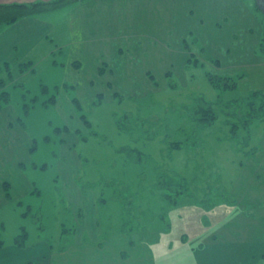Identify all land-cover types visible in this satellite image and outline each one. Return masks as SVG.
I'll list each match as a JSON object with an SVG mask.
<instances>
[{"label":"rangeland","instance_id":"374dc122","mask_svg":"<svg viewBox=\"0 0 264 264\" xmlns=\"http://www.w3.org/2000/svg\"><path fill=\"white\" fill-rule=\"evenodd\" d=\"M39 1L54 3L53 9H46L47 3H43L44 7L35 14L52 22L54 28L47 44L45 41L34 51L35 68L24 73L17 67L9 71L0 69V78L6 82L0 91L6 90L10 96L8 105L0 102L7 117H1L3 112H0L5 123L0 125V143L6 139V147L0 146V155L13 151L15 162L23 160L13 165L0 159V179L8 177L17 183L21 172L42 193L38 196L13 192L15 199L0 206V239L4 245L13 244L22 230L28 244L37 241L41 234L62 245L78 234L77 225L86 215H95L104 234L111 236L115 231L132 230L141 237H157L150 244L157 264H264V119L252 118L246 128L239 117L242 116L239 104L216 105L217 118L200 129L196 144L179 150L168 148L171 139L164 142L165 132L160 130L164 119L170 116L167 131L170 137L174 140L184 137L185 130L191 127L186 117H182V108H190L199 93L209 101L217 99V95L226 101L252 91L264 93V13L257 1L155 0L152 2L157 3L156 7L165 4L173 10L170 17L156 20L154 27L146 22L154 35L138 38L137 45L128 41V35L119 33L109 37L106 43L102 39L94 45L85 42L88 46L85 50H80V44L76 45L78 50L70 46L73 35L69 29L75 11L89 0L11 3L31 5ZM131 2H126L125 9ZM149 11L158 14L157 17L164 15L159 8ZM173 17L174 29L161 24ZM106 19L105 15L101 20ZM87 22L90 24L89 18ZM118 22H123L121 17ZM200 22L203 33L210 35H198ZM183 23H187L190 32L182 30V25L179 29ZM86 29L89 28L83 30ZM48 47L49 51L54 48V52H47ZM226 49L235 66H228L231 59L227 58ZM73 56H80V67L72 62ZM240 56L251 61L248 75L242 61L237 63ZM210 75L235 77L237 87L221 90L213 84L217 81L210 80ZM64 83L71 88L63 91ZM42 85H47L50 91L42 92ZM55 86H60L59 93L53 90ZM51 93L56 94L59 104L43 103ZM70 96L79 99L89 129L79 118L80 111L65 110V99ZM24 104L29 106L26 112ZM175 113L183 119H175ZM125 114L129 115V130H133L131 137L135 136L136 142L118 127L120 117ZM7 119L13 127L9 129L11 132L6 128ZM64 124L71 129L77 126L83 136L78 138L76 134L77 141L71 151L79 153L81 159L87 158L88 165L82 168L78 164L75 182L72 177L77 163L75 155L62 158L58 155L61 146L43 142L47 135L51 139L54 127ZM158 129L159 134L148 139ZM18 130H22V137L15 135ZM142 131L147 134L143 135ZM5 132H8L6 138ZM34 140L38 149L29 153L24 143L28 141L27 147L31 148ZM122 146L141 151L147 161L145 169L137 162L125 166V157L117 153ZM59 167L62 179L58 177ZM170 167L176 168L188 184L174 205L164 203L159 191L153 190L159 175ZM125 184L131 193L138 195L131 215L123 212L119 197L126 193L120 191ZM73 192H82L81 203L71 199L82 209L71 206L69 193ZM19 198L23 202L19 203ZM100 198L105 201L101 202ZM28 204L38 205L40 212L29 213ZM110 211L112 218L118 220L110 222L105 218L111 215ZM77 213L81 216L76 219ZM181 237L187 240H180Z\"/></svg>","mask_w":264,"mask_h":264},{"label":"crops","instance_id":"0c3cea01","mask_svg":"<svg viewBox=\"0 0 264 264\" xmlns=\"http://www.w3.org/2000/svg\"><path fill=\"white\" fill-rule=\"evenodd\" d=\"M25 1L28 0H0V4L11 3V2H25ZM127 1L128 0H89V2L85 3L83 7H79L78 11H75V15L72 16L69 33L72 34L73 36H71L72 40L70 41V46L78 50L76 48V45L80 44L81 45L80 50H85L88 47L85 44V42L94 45L93 43L99 41L101 42L102 39L104 41L103 43H106L108 42L109 37H113V36L115 37L119 33L125 34L126 37L128 35L127 37L128 41L134 42L135 44L139 45L140 40L138 38L140 37L145 38V36H149L150 34H152V31L149 30L150 27L147 26L146 22H149V24H151L154 27L155 26L154 22L156 20L160 21L161 18L165 19V16L170 17V14H172V10H173L170 8V6H167L165 4L156 7L155 4L157 3L152 2L155 0H129L130 2L132 1L130 3L131 6L129 5V7L125 9V6H127L126 4ZM157 8H159L160 12H163L164 15L162 14V16L157 17L156 15L158 14L155 15L149 11ZM103 11L105 13H103ZM187 12L188 11L186 7L184 11V19H186L187 17L185 16ZM105 15L107 19L104 22V20L102 21L101 19ZM120 17L122 18L123 21L122 23L118 22ZM88 18L90 20V24H88L87 22ZM174 22H175V17L166 18V21L161 22V24L166 25L172 30L175 28L176 22L175 23ZM180 25L184 26L182 30H189L187 27V23L179 24V29H180ZM216 25L219 26V23H217ZM53 28H54V24L52 22L40 18L39 16L36 15L23 17L10 25L3 27V29L0 30V66L2 65L3 68V65H6L7 67L5 68L8 69V71L11 68L17 67L20 73H24L19 69L18 65L21 61H27L31 63V68H35L37 56L34 51L37 50L39 47H41L43 43H45V41L47 44L48 42L47 38H49V35ZM84 28H89V29L83 30ZM197 28L200 30L199 32H197L198 35H202V36L210 35V33H207V35L203 33L204 27H202L201 22L199 25H197ZM147 29L149 30V32H147ZM211 33L212 36H214V33L213 32ZM234 35L235 33L232 32L233 37ZM49 49L50 47L47 48V52L49 51ZM50 51H49L50 53H53L54 48L51 49ZM225 52L227 58L231 59L229 60L231 61V63L228 66H235L234 65L235 60L233 61L231 56L228 55L229 49H226ZM239 58H237L239 59L237 63H240L242 61L241 65H245L246 68H248V71L245 72L246 73L245 75H248L250 66L252 65L251 61L248 62L245 56L242 59L241 56ZM79 59L80 56H78L77 58L73 56L72 62L74 61L75 62L74 64L77 63V65L80 67L81 60ZM103 64L106 65L107 63H103ZM10 77L12 78V76ZM67 85H68L67 87L63 88L64 90L62 89L63 91H66L67 88H71L69 84ZM61 94L64 95L63 92ZM74 98L77 97L76 96H72V97L70 96L69 98L66 97L65 99L66 101L64 102V106L66 108L65 110L68 109L70 112L71 110L72 112L76 111L77 107L73 102ZM57 103H58V99L56 96L55 102L53 104L57 105ZM5 104L8 105L9 103L8 104L5 103ZM0 112H3V116L0 115L1 117L7 118L5 116L6 108H0ZM7 121L8 122L6 128L8 129V131L9 129L12 130L13 127L10 125V121L8 119ZM0 125L5 126V123L2 121V119H0ZM66 126L68 128V131L65 132L63 131L60 134H55L53 132L50 138L51 139L54 138V139L51 141V139H49L47 135L46 137H48V140H45L46 138L45 137L43 142H45L46 145H50L51 142H54L56 146L57 145L61 146V151L58 152V155L61 157L64 155H68V156H71L72 154L73 156L75 155L74 159H77V163H76L77 166L76 165L74 166L72 172V177L75 182L76 178L74 177L76 173H78L77 170L80 169L79 168L80 166H78V164L81 163V167L83 165L79 153L76 154L73 151H71L72 146L75 144V141H77V139L75 138L77 137L76 130L78 128L76 126L73 129H71L68 125ZM7 134L8 132L4 133L5 138L7 137ZM15 135L22 137L23 136L22 130L16 131ZM0 144H1L0 146L6 147V139L1 141ZM27 144L28 141H26L24 145H25V149H27L29 153L36 151L38 149V145H37L33 151H30V146L27 147ZM26 155L28 156L27 153ZM15 157L16 156L13 153V151L12 153L10 151L7 155L6 154L0 155V159H2L3 161L12 162L13 165H16V162L17 164L23 163V160H17L15 162L13 160V158ZM9 159H11V161ZM44 164L46 163H43V165ZM60 172L61 171L59 167L58 177L59 179H62ZM69 172L70 171L66 173L69 174ZM19 178L20 179L17 183H13L11 179L8 177H4L0 179V206L8 201L14 200L15 197L13 195L15 194L17 195H20V193H22V195L35 194L32 193V191L34 190L33 185L29 183L27 177L20 172ZM3 182H8L10 185V189H9L10 197L6 195L2 187ZM76 186L78 185L76 184ZM13 192H15V194ZM74 192L73 194L69 193L70 201L72 198H74V200L81 203V196L79 195H83L82 192L80 193L78 192L76 194ZM41 193L42 191L41 189H39V193H37L38 196ZM18 200H21V198L17 199V201ZM21 202L23 201L21 200ZM70 204L73 208H77L78 210L79 208H81L80 204H75L72 201ZM32 206H33L32 211H34L35 209H39L38 205L37 206L32 205ZM65 207L67 209L70 208L67 206ZM109 213H111V211ZM79 216H81L80 213L74 215L76 219L79 218ZM112 216H113L112 213L111 215L107 214L105 218L110 222L112 220H118V218L113 219ZM83 219H84L83 222L77 225V228L79 230L78 234H74L73 236H71L72 239L70 240V242L62 245H60L61 242L59 244H56L55 239L49 240L48 236L42 237L41 234L39 236V239L33 243L28 244L25 241L24 246L17 245L15 241L13 244L7 246L4 245L3 243L2 245H0V264H157V258H155L154 252H152V248L150 247V244L158 240L157 237H153V236L141 237L138 234H134L132 230L131 232L128 233L115 231L111 233L110 236V234H104L102 232V229L98 227L97 216L86 215ZM114 230H120V229L115 228ZM180 240L186 241L187 239L181 237Z\"/></svg>","mask_w":264,"mask_h":264},{"label":"trees","instance_id":"16d2710c","mask_svg":"<svg viewBox=\"0 0 264 264\" xmlns=\"http://www.w3.org/2000/svg\"><path fill=\"white\" fill-rule=\"evenodd\" d=\"M43 3H47L46 5V9H53V2L49 1V2H32L31 5L30 3H8V4H0V30L3 29V27L8 26L12 23H14L15 21L26 17V16H34L35 14H37L40 11V7L43 6ZM44 7V6H43ZM263 51H264V47H263ZM19 69L21 71L24 70H28L31 69V63L27 62V61H21L19 63ZM3 67H7L6 65H3ZM2 68V65L0 66V69ZM100 68V67H99ZM33 70V69H32ZM103 72V71H102ZM101 72V73H102ZM239 77V76H238ZM210 80L212 81H217V83H213L216 86H218L221 90H234L237 87V80L235 77L232 76H224V77H220V76H216L210 75ZM231 82V83H229ZM6 85V82L3 78H0V87L3 88ZM171 85H175L173 82H171ZM68 85L66 83L63 84V87H67ZM42 92L44 93H48L50 91L49 87L47 85H42ZM60 86H55L53 87V90H55V92L59 91ZM51 97L48 98L47 100H45L43 103L45 104L46 102H55V97L56 94L51 93ZM116 96V95H115ZM218 98L215 99L214 101H209V100H205L203 94L199 93L198 95H196V97H194V101H193V105L190 108H185L183 106V110H184V116H182L183 118H185L188 122L187 124H189V126L191 127L190 130H185L186 134L184 137H182L181 139H172L169 135L168 131V126L170 125L169 121H170V116L169 118H165L164 119V125H162V128L160 129L161 131L164 130L165 132V136H164V142L165 140H167L168 138H170L171 140L168 142V148L170 150H179V149H185V148H191L193 147L196 142L198 141V138L200 136V129L202 127H206L208 125H210L216 118L218 115L217 112V107L216 105H231L233 103H235L237 106V104H239V106H241V111H242V116L240 115L239 117L241 119H243V126L248 128L249 122L251 121L252 118H254L253 120L258 119V120H262L264 119V93H262L261 95L258 93V91H252L250 94L246 95V96H242V97H232L229 98L228 100L224 101V99L222 98V95H217ZM260 98V102L257 101V99ZM34 99V98H33ZM0 102H2L3 104L8 103L9 102V93L6 90H1L0 91ZM74 104L77 107V110L80 111V116L79 118L81 119L82 123L84 124V127H87L89 129V122L86 118V115L83 114L82 112V107L80 105V102L77 98L73 99ZM233 106V107H235ZM219 108V107H218ZM23 109L24 112L29 110V106L27 104L23 105ZM234 112L236 109H234ZM165 113H168V110L165 109ZM173 115H176L173 114ZM186 115V116H185ZM180 114L175 116V119H177L178 121L182 120L183 118H181ZM129 115L125 114L123 118L120 117V121L117 123L118 127L121 131L123 132H127L130 135V139L134 142L137 141V139L135 138V136H133V138L131 137L132 134L131 132H133V130H129V126H128V120L130 122V119L128 118ZM173 119V118H171ZM239 119V118H238ZM252 120V121H253ZM237 122V121H235ZM234 125H236L234 123ZM86 128V129H87ZM132 128V127H131ZM166 129V130H165ZM65 132L68 131V128L66 125H62V126H58V127H54L53 128V132L55 134H60L61 132ZM232 132L234 133V129H232ZM76 133L78 135V138H82V132L80 129L76 130ZM95 133V132H93ZM143 133V131H142ZM147 133H143V135H145ZM159 134V129L158 131L155 130L152 133V136L149 137L148 139L154 137L155 135ZM45 140H48V137L45 138ZM35 141V140H34ZM33 141V142H34ZM30 148V151H33L35 149V145H36V141ZM117 153L120 156H124L126 159L125 162V166H128L129 163L131 162H137L138 165L141 167V169H145L146 165H147V161H146V157L143 155V153L141 151H139L136 148H132L130 146H122L120 148H118ZM82 162V168L85 167V165L87 166V158L85 159H81ZM44 166V165H43ZM82 170V169H81ZM84 171V170H83ZM85 172V171H84ZM145 178V176H144ZM164 179V183H161L160 181ZM161 183V184H160ZM2 187L6 193V195L8 197H10L9 194V189H10V185L8 182H3L2 183ZM140 187V191H142L144 188ZM188 184L184 182L183 177L180 175L179 171L175 168H171L168 170V172L166 173H161L159 175V177L157 178L156 183L153 185V190H158L159 191V195H160V199L164 202V203H168L170 205H174L177 202V199L179 196H181L182 194H184L185 190H187ZM84 188H86L85 185H83L82 190L84 191ZM33 191L32 193H39V189H37L36 187L33 186ZM120 191H124L126 193H124L125 195H119V197L121 198V204H122V210L124 213L131 215V212L134 211V203H135V199L138 198V195L135 193H131L130 188L127 184H125L123 186V188L120 189ZM152 195L154 194L153 192L151 193ZM142 196V195H141ZM101 202H104L105 199L100 198ZM19 203H21V200L18 201ZM33 206L28 204L27 205V210L29 211V213L32 212V208ZM34 212H40L39 209H35L33 211ZM32 213V214H33ZM41 228V226H40ZM42 229V228H41ZM63 232H65V234L67 233V229L65 227H63ZM25 237H26V232L25 230H22L21 234H18V236L15 237V243L19 246H24L25 244ZM3 244V241L0 239V245Z\"/></svg>","mask_w":264,"mask_h":264},{"label":"water","instance_id":"95a60500","mask_svg":"<svg viewBox=\"0 0 264 264\" xmlns=\"http://www.w3.org/2000/svg\"><path fill=\"white\" fill-rule=\"evenodd\" d=\"M258 8L264 13V0H256Z\"/></svg>","mask_w":264,"mask_h":264}]
</instances>
